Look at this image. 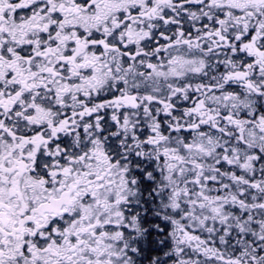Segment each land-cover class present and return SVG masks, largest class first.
<instances>
[{"label": "snow or ice", "instance_id": "obj_1", "mask_svg": "<svg viewBox=\"0 0 264 264\" xmlns=\"http://www.w3.org/2000/svg\"><path fill=\"white\" fill-rule=\"evenodd\" d=\"M0 264H264V0H0Z\"/></svg>", "mask_w": 264, "mask_h": 264}]
</instances>
